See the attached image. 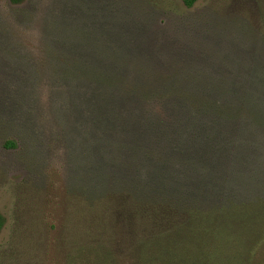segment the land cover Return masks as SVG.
Listing matches in <instances>:
<instances>
[{"label":"rangeland","instance_id":"obj_1","mask_svg":"<svg viewBox=\"0 0 264 264\" xmlns=\"http://www.w3.org/2000/svg\"><path fill=\"white\" fill-rule=\"evenodd\" d=\"M262 13L264 0H0V264H64L135 177L131 128L168 115L170 95L150 90L185 77L233 85L212 93L233 116L202 122L245 151L236 175L262 193Z\"/></svg>","mask_w":264,"mask_h":264},{"label":"trees","instance_id":"obj_2","mask_svg":"<svg viewBox=\"0 0 264 264\" xmlns=\"http://www.w3.org/2000/svg\"><path fill=\"white\" fill-rule=\"evenodd\" d=\"M196 2L183 0L186 8ZM228 86L185 77L147 89L170 95L169 116L155 112L131 128L123 148L135 177L122 178L124 192L108 196L105 219L72 243L64 264H264V191L236 175L234 158L240 153L245 165V151L215 141L202 122L233 116L212 98ZM4 222L0 213V232Z\"/></svg>","mask_w":264,"mask_h":264}]
</instances>
